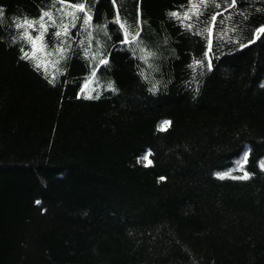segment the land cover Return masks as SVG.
Here are the masks:
<instances>
[{
    "label": "trees",
    "instance_id": "1",
    "mask_svg": "<svg viewBox=\"0 0 264 264\" xmlns=\"http://www.w3.org/2000/svg\"><path fill=\"white\" fill-rule=\"evenodd\" d=\"M83 2L0 0V264H264V0Z\"/></svg>",
    "mask_w": 264,
    "mask_h": 264
},
{
    "label": "snow or ice",
    "instance_id": "2",
    "mask_svg": "<svg viewBox=\"0 0 264 264\" xmlns=\"http://www.w3.org/2000/svg\"><path fill=\"white\" fill-rule=\"evenodd\" d=\"M56 2L60 3L62 6L67 7L69 9H73L71 12H65L64 7L60 9L61 12L64 13V15H70L72 17V23L71 25L69 24H63L61 25V31H57L53 33L56 37L60 36H68L69 32L68 29L69 27H75V20L80 19V17L76 16L75 13L78 12H83L85 13V19H84V24L87 26H91L90 22L92 20L91 15L88 14L85 3L83 0H80V2L77 3H72L70 0H56ZM237 0H229V4L231 7L236 6ZM208 3V0H189L190 8L183 13V16H181L180 13L173 12L170 13L171 16L175 17L176 19H179L181 21V24L188 29L189 31L193 28L192 23H187L184 24V21H192L193 17H195L197 20L199 19V16L202 14L201 9L203 6H206ZM219 7V5H217ZM2 11V10H0ZM217 16H223V13H216L215 15L211 16V24L209 27L205 29V32L208 34L209 38V44L208 48L211 50V37L213 34V28L215 27L216 21H217ZM47 18V19H45ZM114 23H117L120 25L121 29H124L125 31V37H124V43H135L137 39L139 38V32H130L128 31L126 25L121 22L119 14H117L115 20L113 21ZM220 23H223L221 20ZM36 25H39V34L36 36H32L27 29H33V31L36 30ZM55 27L56 26V20L53 17L52 12L50 11H44L38 20H28L25 19L22 24H17L18 29H25L22 33L21 38L24 39L27 43L31 45V51H24L23 48L21 49L23 51V56L22 59H29L35 61V67L38 70H44L47 72V62L45 59L42 57H39L37 53H44L47 56H51L54 54L53 51L49 50L45 52V49H47V44L45 43L44 37L45 34L48 32L49 27ZM264 33V27H261L257 30V38H259V34ZM65 42L61 41V44L63 45ZM66 49L64 47H59L55 49L56 54H60L61 56L63 55V52ZM151 55V53H149ZM103 63H107L106 60L102 61ZM199 64V61L196 62ZM94 74V73H93ZM55 80V77L53 76L52 79L49 80V83H53ZM91 98V97H89ZM169 122H165V125H167ZM164 126H162L163 130ZM146 159V157H145ZM245 162H246V157H245ZM150 163V161H149ZM240 179H248L249 175L248 173H245L243 176L239 177Z\"/></svg>",
    "mask_w": 264,
    "mask_h": 264
},
{
    "label": "rangeland",
    "instance_id": "3",
    "mask_svg": "<svg viewBox=\"0 0 264 264\" xmlns=\"http://www.w3.org/2000/svg\"><path fill=\"white\" fill-rule=\"evenodd\" d=\"M88 95H90V93H89V94H87V96H88Z\"/></svg>",
    "mask_w": 264,
    "mask_h": 264
}]
</instances>
